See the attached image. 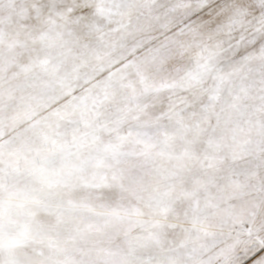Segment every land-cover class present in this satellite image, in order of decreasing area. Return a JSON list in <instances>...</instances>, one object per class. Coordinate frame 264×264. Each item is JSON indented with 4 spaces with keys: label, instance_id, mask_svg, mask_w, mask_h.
<instances>
[{
    "label": "snow or ice",
    "instance_id": "snow-or-ice-1",
    "mask_svg": "<svg viewBox=\"0 0 264 264\" xmlns=\"http://www.w3.org/2000/svg\"><path fill=\"white\" fill-rule=\"evenodd\" d=\"M0 264H264V0H0Z\"/></svg>",
    "mask_w": 264,
    "mask_h": 264
}]
</instances>
